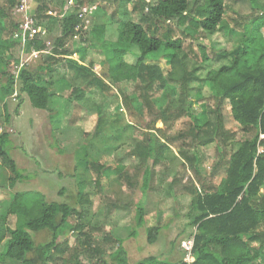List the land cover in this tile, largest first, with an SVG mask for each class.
Segmentation results:
<instances>
[{"label":"trees","instance_id":"trees-1","mask_svg":"<svg viewBox=\"0 0 264 264\" xmlns=\"http://www.w3.org/2000/svg\"><path fill=\"white\" fill-rule=\"evenodd\" d=\"M22 1L0 3V88L5 99L26 95L33 108L51 111L57 105L58 112L72 103L71 96L84 101L92 88L107 92L114 85L122 93V106L141 127L128 122L121 125L122 107L113 114L114 118H105L101 105H96L97 118L89 141L75 153V169L83 168L95 177L91 185L94 193L86 192V184L78 182L75 205L65 200L50 201L39 191L11 193L10 202L0 205V264H130L124 239L105 232L104 226L93 227L85 219L94 204L91 198L105 191L111 177L117 184L138 188L144 196L159 192L164 178L154 185V171L158 167L171 171L164 161L167 153H173L174 140L189 144L188 149L181 145L178 151L185 162L183 166L196 176L183 183L176 172L168 189L174 198L178 197L176 186L190 196L186 216L194 230L186 240L193 243L190 254L194 260L187 262L188 251L179 252L174 240L168 254L179 252L178 261L150 256L136 264H264V0H235L237 17L233 23L226 19L228 0H136L131 11L128 5L132 0H101L111 6L120 3L113 13L119 17L116 40L108 38L105 25L77 30L80 8L96 7V18L105 13L102 7L95 6L97 0H73L75 6L63 17L48 12L55 4L62 13L69 0H45L33 11L30 9L29 15L34 28L50 33L55 25L59 26L60 35L50 52L41 33L30 38V32L23 30L25 21H15L14 14ZM243 7L247 13L240 10ZM132 12L139 13L141 19L132 20ZM221 31L229 40L237 37V45L211 52L209 47L198 45L203 62L189 69L184 37L199 41ZM85 34L89 37L81 38V45L73 44L74 39ZM161 50L171 52L168 67L149 60ZM34 52L39 54L31 67L25 62ZM96 53L101 56L100 63L89 59ZM76 55L77 60L73 59ZM96 65L106 69V76L94 72ZM62 74L70 75L76 84L72 83L71 94L63 98L57 93L64 86L59 80ZM123 84L134 85L136 93L127 94ZM169 87L165 100L157 97L158 92ZM195 106L200 107V113ZM4 107L7 111L6 104ZM147 117L150 121L145 124ZM185 117L190 119L188 130L172 141L164 129ZM6 121L10 122L9 115ZM158 123L164 128H158ZM232 124L239 130L229 126ZM105 126H109L115 140L108 148L113 153L133 142L132 137L125 140L126 133H144L143 140L124 156L135 160L133 173L128 171L123 157L112 164L99 154L95 141L103 135ZM10 145L11 135L3 131L0 189L12 190L22 179ZM210 145H215L217 156L203 175L200 164L204 159L198 151ZM9 171L15 177H10ZM75 174L61 171L58 175L73 179ZM58 193L71 196L69 189ZM144 210L136 204L134 219L138 225L145 223ZM97 231H102L101 237L96 236ZM42 232L49 233L50 238L37 243L35 236ZM160 232V226L148 228L149 243H155ZM108 245L117 246L109 250Z\"/></svg>","mask_w":264,"mask_h":264},{"label":"rangeland","instance_id":"rangeland-1","mask_svg":"<svg viewBox=\"0 0 264 264\" xmlns=\"http://www.w3.org/2000/svg\"><path fill=\"white\" fill-rule=\"evenodd\" d=\"M43 1L45 0H28L30 9L33 11L38 4ZM46 1H53L56 3L58 0ZM234 1L235 0H228L227 3L228 12L226 19L229 23H233V19L237 17ZM0 3H3V0H0ZM135 3L136 0L131 1L130 5H128V11H131ZM119 4L120 3L117 2L115 5L111 6V4H106L104 1L97 0L95 6L97 5L99 8L102 7L105 13L99 18H96V15H92L90 29L94 25H105L109 30L110 36L107 35L108 38L116 40L118 38L117 27L119 25V17L118 13L114 15L113 13L117 6L118 8L120 7ZM126 9L127 8L123 5L122 10L126 11ZM240 10L247 13L245 7H243V9L240 8ZM52 11L59 13L57 16H60V9L56 8L55 4H52ZM129 16L135 21L141 19L139 13L136 12H132ZM25 18L26 15L23 12L17 11L14 14L16 22L25 20ZM173 29L177 35H181L179 29H176V27H173ZM59 35V26L55 25L52 32H46V35L43 36L45 42L48 44L49 52L52 51L54 42ZM88 37L89 35L85 34L80 38H76L73 44L81 45L84 41L81 38L87 39ZM184 39L189 69L191 66L201 65L203 62L200 52L198 51V45L209 47V51L211 52V49H213V51L232 49L238 43L237 37L234 36L232 40H229L224 31L205 35L199 41L190 39L189 36L184 37ZM170 53L169 50H161L153 54L149 60L157 62L164 67H168ZM89 59H94L98 63L102 61L101 56L97 55V53L91 55ZM35 60L36 58L32 57L28 60L27 64L33 67L36 64ZM105 71L106 69L101 68L100 65L94 67V72L98 75L106 76L104 73ZM59 78H57V80ZM106 79L112 86L113 84L108 81V78ZM59 80L63 81L64 86L61 90H57V93L61 94L60 97L62 98L70 95L73 84L76 85L71 76L66 75ZM123 85L126 87L125 92L127 94L136 93L134 91V85ZM173 89L175 90L174 87ZM169 93L170 87L169 90L161 94L158 92L157 97L161 96L160 98L165 100L166 95ZM70 98L72 103L64 106L65 108L61 107L58 112L57 110L60 107L58 108L57 105H53L51 111H44L33 108L26 95H22L21 98L9 97L5 99L0 88V133L7 131L11 135L10 152L12 157L16 160L18 169L22 175V179L18 180L16 187L12 190L0 189V205L3 202H10L11 193L24 191H39L45 194L50 201L65 200L75 205L76 200L74 196L77 194L78 186L76 185L78 182H84L86 184V192L94 193L93 186L91 185L95 177L93 174L86 173L83 168L75 169V153L89 141L90 134L93 131L97 118L96 112L94 111L96 105H101V113L105 118H114L113 114L116 113L119 107H122L124 119L122 120L121 118V125L122 123L128 122L138 125L137 127H141V125L126 111V108L122 106V93L117 86L113 85L112 90L107 92H102L100 88L97 87L92 88L89 96L87 98L84 97V101L78 100L75 96H71ZM5 104L7 105V111L4 107ZM195 108L199 113L201 112L199 106H195ZM54 114L53 120L51 119V115ZM8 115L10 116L9 123L6 121ZM148 121H150V118H145V124L149 123ZM189 125L190 119L185 117L171 127L165 128L164 133L167 137L172 138L173 141V138L177 137L178 134L187 131ZM229 126L233 127L235 125L232 124ZM157 127L164 128L162 123H158ZM235 127L239 130V127ZM104 128L105 131L103 135L95 141L98 152H100L99 154L106 157L107 163L112 164L115 162L119 163L120 157H123V162L129 167L128 171L133 173L136 166L135 160L124 156L132 149L136 142L143 140L144 133L141 130H136L128 134L126 133L125 140H127L128 137H132L130 141L133 142H130L129 145L122 146L120 150L113 153L112 151L109 152L108 148L114 145L113 143H115V140L112 137L111 131L107 129L109 126H105ZM174 141L175 144L172 146L173 153H167V160L164 161L165 164L171 168V171H162L161 167H158L154 171L156 174L154 185H157L158 181L164 178L159 192L151 191L148 195L144 196L138 188L132 190V188L127 187L123 183L117 184L113 180L114 177H111L110 185L108 182L105 191L102 193L96 192L91 198L94 204L91 212L85 219H87V221L89 220L93 227L97 226L102 229V226H104L105 228L103 229L105 232L111 231L114 233L113 235L124 239L123 244L128 253L130 264H136L150 256L163 257L165 260L176 262L180 258L179 252L183 249L185 250V246H189L191 243L190 239L186 240L194 230L190 228V219L186 216L189 211L190 196L183 193L180 187L176 186L175 194L178 197L174 198L175 196L169 194L168 189L170 182L174 178L173 174L176 172H178V177L183 183L189 182L190 179H194L196 176L190 168L183 166L185 162L180 159V151H178L181 145L185 149H188L189 144L185 143L186 145H183L181 141ZM118 144H120V142H118ZM97 148L92 150L94 154ZM198 153L199 156H202L204 159L203 163L200 164L202 169L201 174L204 175L206 171H209L213 161L216 159L215 145L201 147ZM61 171L69 175L75 172L76 178L72 179L69 176L61 178L62 176L60 177L58 175ZM9 175L10 177H15V174L10 171ZM220 181L221 177L216 180V183L218 184ZM62 189H69L70 198L60 196L58 192ZM262 192L264 193V188ZM136 204H141L146 212L145 223L142 225H138L137 221L134 219ZM11 221L15 222L14 218H11ZM153 226H160L161 232L158 240L151 244L148 241L147 231L148 228ZM89 227L90 226H87V229ZM96 236L101 237L102 231H97ZM49 238L50 235L47 232H42L35 236L37 243L46 242ZM70 239L71 244H74V238L71 237ZM174 240H177L176 244L179 252L169 255L168 252L172 247L171 241ZM184 240H186V242H183ZM116 246L117 245H108L107 248L112 250L115 249Z\"/></svg>","mask_w":264,"mask_h":264},{"label":"built area","instance_id":"built-area-1","mask_svg":"<svg viewBox=\"0 0 264 264\" xmlns=\"http://www.w3.org/2000/svg\"><path fill=\"white\" fill-rule=\"evenodd\" d=\"M73 6H75V5H74L73 1L70 0L69 3L66 4L63 12L60 13V16H58V17H63L65 15V13H67ZM95 8L96 7H94V6L93 7H88L87 6V7H82V8H80L78 10V16L81 19V24L78 26L77 30H79V29L86 30V29H88L90 27L91 22H92L91 21V17L93 15V12H94ZM29 11H30V7H29L28 0H23L22 1V5L18 9V12H23L26 15V18L24 20L25 23L23 25V30L30 32V34H29L30 38H33L37 33H41L42 36H45L46 35V31L42 30L41 28H34V21H33L32 17L29 15ZM48 14L51 15V16L57 17V14H59V13L54 12V11H49ZM18 36H19V34H16V37H18ZM38 54H39L38 52H34L31 55L30 59L32 57L36 58L38 56ZM28 60H26L25 64L28 62ZM190 242L191 243H190L189 246L188 245L185 246V249L188 251V255H187L186 261L189 262V263L193 262V260H194L191 257V254H190L192 246H193V243H192V241H190Z\"/></svg>","mask_w":264,"mask_h":264},{"label":"crops","instance_id":"crops-1","mask_svg":"<svg viewBox=\"0 0 264 264\" xmlns=\"http://www.w3.org/2000/svg\"><path fill=\"white\" fill-rule=\"evenodd\" d=\"M48 45V44H47ZM73 59L77 60V55L75 57H73Z\"/></svg>","mask_w":264,"mask_h":264}]
</instances>
